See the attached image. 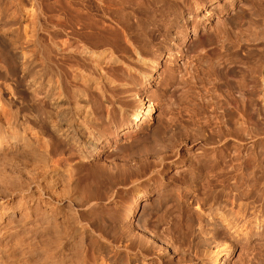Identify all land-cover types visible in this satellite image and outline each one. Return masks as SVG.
I'll return each instance as SVG.
<instances>
[{
	"label": "bare ground",
	"instance_id": "bare-ground-1",
	"mask_svg": "<svg viewBox=\"0 0 264 264\" xmlns=\"http://www.w3.org/2000/svg\"><path fill=\"white\" fill-rule=\"evenodd\" d=\"M68 1L0 0V264H232L238 247L253 256L264 237L263 0L220 17L175 67L189 86L191 146L173 176L163 173L178 148L153 122L159 101L128 107L135 69L124 63L126 76L118 73L122 59L94 46L96 1ZM184 19L172 27L185 39ZM166 20L161 26L173 25ZM160 43L143 71L147 84L160 76L165 52L181 49ZM229 47H254L235 88L226 80L236 70L218 61L202 68L189 55L213 61ZM153 216L161 221L152 227Z\"/></svg>",
	"mask_w": 264,
	"mask_h": 264
},
{
	"label": "rangeland",
	"instance_id": "rangeland-1",
	"mask_svg": "<svg viewBox=\"0 0 264 264\" xmlns=\"http://www.w3.org/2000/svg\"><path fill=\"white\" fill-rule=\"evenodd\" d=\"M65 1L67 2L68 0H65ZM95 1H96V4L99 6V9L97 12L94 13L95 14L94 19H96L95 20L96 25L93 31L94 32L93 34H95L93 35V41L95 42V43L93 42L94 46H98L97 47L98 49H101V47L104 48V46L105 48H107L109 46L108 47V49L110 50L109 52H111L112 50L113 54L115 53L112 56L114 58L119 57L120 59H122V61L117 62L118 65L114 64V67L116 69L120 68L118 69L119 72L117 71L118 73H121V72L123 74L127 73L125 69V64H129L130 67L133 66V68L135 69V70H132V75H131V79L133 82L130 85H128V90L125 93V100L129 108H136L137 103L139 101L141 100L145 101L147 98H150V96L151 97L155 96V98L159 101L157 104L159 105V108L153 112V115L155 117L153 119V122L155 123V125H158V126L160 125L159 126L160 136L162 137L165 136L168 138L169 146L173 148H176L177 146L178 154H179V157L176 160L177 163L176 162L173 163L169 167L170 169L167 170L166 172H164V169L166 167L163 166L162 171L164 172L163 173L164 176H171L172 174L174 175V170H176L177 168H181L180 165L184 164L185 160L188 158L190 154L188 152L191 146V142H189L191 139H190L189 132L187 129L188 128L187 123L189 122V119H190L189 114H191V106L189 104L190 101H188L189 99L187 98L188 93L186 94L187 88L189 86L188 84L185 83L186 90L183 89L182 86L184 85V82L180 80V78H179L180 81L177 80L178 78L174 72V69L176 66H181L185 62L186 60L185 58H187L185 54V51H186L185 49L191 40H194L197 37V35L202 32H209V31L211 32L214 24L217 22V20L220 17L221 18L224 17L223 19L231 18L232 17L231 15L233 14L235 15L237 11L240 10V7L242 6L243 3H247V2L249 3L250 1L247 0L246 2V0H235L231 7L229 5V1L227 0H121V1L120 0H94V2ZM68 2H71L77 5L78 7H80L84 4L85 0H69ZM100 6L103 8V10L106 9L105 11L107 12L103 11ZM223 7L225 8L229 7V11L225 12ZM100 8L103 11V13L99 11ZM263 8H264V0H263ZM207 10L211 11L209 12L210 15L209 14L204 15ZM215 11L221 12V13L219 15H216ZM229 13L231 15H229ZM184 18H187L188 19L187 21L189 22L187 25L188 36H186L185 39L184 37H182L183 32L179 33L178 35H174L177 29L172 27L175 25L177 21H179V25H181L182 27L183 26L185 27L186 24L184 22L185 20ZM163 20L164 21L165 20L174 21V22H173V25L171 24V26L167 28L165 27V25L164 26L162 25L163 27L161 26V24H163L164 22ZM128 23H130L131 25L129 27L125 26ZM194 26L196 28L195 32L193 31ZM83 31L85 32L87 30L83 29ZM164 35L167 37L165 38V40H163ZM96 37L98 40L95 39ZM170 38H173V40H170ZM160 42H163L162 44L165 46H167V44L170 46H173L174 45L173 42L178 43V46L181 47V49L178 48L176 49V51L170 50V51L165 52L166 53L165 57L161 59L162 64L159 66V69L156 72L160 76L155 81L151 82L150 84L149 83L147 84L145 77H143L144 76L143 71L147 70L149 72L152 69L151 66L154 60L157 59L159 56L158 47L161 44ZM249 48L253 49L254 47L252 48L249 47ZM249 48L243 47V48H238L237 50H235V47H234V49L232 50V48L229 47L230 50L228 49L225 50L224 54H222L223 51L221 53H219L218 51L217 54L219 56L217 54L213 55V59L214 57L217 59L213 61L209 60L210 58H208V55L207 56L202 55L199 57L194 56V54L193 55L189 54V55L193 56L194 58L196 57V60L201 59L198 61L199 62L198 64H200L202 68H205L206 66H208L210 63L214 61H218V63H216V64H219L218 66L216 65L218 69L228 67V68H233L237 72L238 70H240L238 73L236 72L238 76L235 75V77L234 76L230 77L232 78L233 81L231 79H230L231 82L226 80L227 83L229 82L228 84L230 85V87L234 85L232 88H235L237 81H234V80L239 79V74L244 71L245 66L249 62L247 58V53H246L248 52ZM114 49L116 50V52ZM133 49H138L140 50V52H137V54H135ZM252 52H254V50ZM228 53H230V55ZM221 56L224 58L223 59L224 61L222 60ZM229 56H231L232 59H229L230 58ZM248 57L252 59L251 56L248 55ZM143 59L144 61H140ZM233 59H234V62H230L231 60L233 61ZM200 61L202 63H205L208 61L209 64H207L208 63L207 62L205 63L206 66H204L205 64L204 65L202 64L203 65L202 66ZM245 61H246V64H245ZM222 62H226V63H222ZM229 63H232V64H229ZM166 75L169 78L168 83H166L167 85L163 86L161 84L162 83L161 77L163 76L165 77ZM232 110H230L231 111L230 114H232L231 117L232 116L237 117L238 115L237 112H235L234 110L232 111ZM233 112H234V115H233ZM164 133L165 135H161ZM195 143L196 145L194 146V148H196V152L199 153L201 151V147H200L201 143L198 140ZM249 143L250 142L247 141L245 143L246 146H249L250 145ZM261 145L262 144L258 141L257 149H259ZM240 150H242V146L240 147ZM247 156L248 155H245V158H247ZM249 167L251 169V166ZM156 220H157L156 216L150 217L147 221V224H149V226H152L156 222ZM158 220L156 222L157 224L160 223L161 221L159 220L158 222ZM156 223L154 225H156ZM263 240H264V237L260 239V242L258 243L253 242V245L251 244L252 246L249 251V254L253 256L251 257L249 256L250 258L247 256V259H246L245 254L243 255L240 254L241 252L238 247L232 254V264H241L242 261L240 260L244 261V258L246 260L245 262L249 264H264V246H262L264 245ZM250 252H253V253H250ZM241 256L243 258H241Z\"/></svg>",
	"mask_w": 264,
	"mask_h": 264
}]
</instances>
